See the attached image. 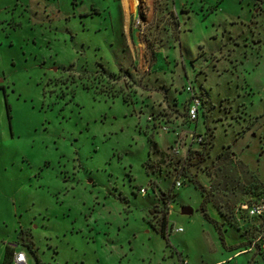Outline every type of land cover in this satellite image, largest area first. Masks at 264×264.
<instances>
[{
	"label": "rangeland",
	"instance_id": "rangeland-1",
	"mask_svg": "<svg viewBox=\"0 0 264 264\" xmlns=\"http://www.w3.org/2000/svg\"><path fill=\"white\" fill-rule=\"evenodd\" d=\"M216 1L0 0V264H264L226 258L264 186V0Z\"/></svg>",
	"mask_w": 264,
	"mask_h": 264
},
{
	"label": "trees",
	"instance_id": "trees-1",
	"mask_svg": "<svg viewBox=\"0 0 264 264\" xmlns=\"http://www.w3.org/2000/svg\"><path fill=\"white\" fill-rule=\"evenodd\" d=\"M219 1L220 0L216 1V5H217V3H219ZM203 102L204 101L202 100V103ZM204 132L205 133H203V141L200 144V148L192 149V152L196 156L195 162H198V163L202 162L205 159V154L208 152V149L210 147V139H209V137H207L208 136L207 132L206 131H204ZM151 146H152L153 150L157 149L154 142L151 144ZM189 180L193 183V185L195 187L200 189V192L202 195V200L200 203V209L202 211V214H203L205 219H207L208 221H210L214 225V227H215V229L218 232V235L220 237L221 243L224 244V237H223L222 229L220 226L222 224L221 219L218 220V219L212 218L206 210V204L209 200L207 198V193L205 192L204 186L202 185V183H200V181H198L195 178H191ZM245 189H246L245 199L248 197H251V196H253V197L257 196V195L264 192V186H260V185H256V184H248L245 186ZM239 202H241V201H239ZM230 216H231V219L233 221L232 223L246 238L245 241H242L241 243H239V245H241L242 247L240 246L236 251L246 249L247 247L250 246L251 241L257 237V235L259 234L261 229L259 226H256L253 224V221H255V219L244 220L243 222L237 221L235 219V216H234V210L231 212ZM152 225L161 234V236H163L164 238H167V234H168L167 210H163L161 215L157 219V224L152 223ZM257 244H258V242H256V245ZM28 248L33 253V255L35 257L36 264H44L43 261L40 260V258L36 255V251L33 248V245L31 243L28 244ZM234 248H235V246H234ZM12 253H11L9 259H7L8 253H7V247H5V254H4V258H3L1 264H11ZM257 253L260 254L262 256V258L264 259V251L258 250Z\"/></svg>",
	"mask_w": 264,
	"mask_h": 264
},
{
	"label": "built area",
	"instance_id": "built-area-1",
	"mask_svg": "<svg viewBox=\"0 0 264 264\" xmlns=\"http://www.w3.org/2000/svg\"><path fill=\"white\" fill-rule=\"evenodd\" d=\"M202 104V98L200 95L192 93V95L189 98V104L186 108V119L187 121H196L198 117V107L199 105ZM161 129H168V125L163 124L161 125ZM175 134L174 137V147H171V150H176V147L179 143L178 140V133L179 131H173ZM188 140L189 142H193L197 145H200L201 142L203 141V133L197 134L194 131H188ZM175 186L178 188L181 186V181L176 179L175 181ZM145 187H141L139 191L141 193H145L146 191ZM234 216L235 219L239 222H243L244 220H250V219H255L253 221V224L256 226L260 227V232L257 235L256 238H254L251 241L250 246L248 247L251 249L254 253L259 251H264V192L257 195V196H251L243 201L237 203V205L234 207ZM180 228H178L179 230ZM256 242L258 244L256 245ZM242 249L239 252L243 250ZM11 264H26V254L23 250L21 249H16L12 253V259H11Z\"/></svg>",
	"mask_w": 264,
	"mask_h": 264
},
{
	"label": "bare ground",
	"instance_id": "bare-ground-1",
	"mask_svg": "<svg viewBox=\"0 0 264 264\" xmlns=\"http://www.w3.org/2000/svg\"><path fill=\"white\" fill-rule=\"evenodd\" d=\"M123 3L127 9L132 10L136 7L137 0H123Z\"/></svg>",
	"mask_w": 264,
	"mask_h": 264
},
{
	"label": "water",
	"instance_id": "water-1",
	"mask_svg": "<svg viewBox=\"0 0 264 264\" xmlns=\"http://www.w3.org/2000/svg\"><path fill=\"white\" fill-rule=\"evenodd\" d=\"M191 211H192V209L189 206H187V205H183L181 207V212L182 213H191Z\"/></svg>",
	"mask_w": 264,
	"mask_h": 264
},
{
	"label": "crops",
	"instance_id": "crops-1",
	"mask_svg": "<svg viewBox=\"0 0 264 264\" xmlns=\"http://www.w3.org/2000/svg\"><path fill=\"white\" fill-rule=\"evenodd\" d=\"M238 251H235V252H233V253H231V254H229V255H227V259L229 258V259H233L234 257L232 256V255H235L236 253H237ZM254 254H257V252L256 253H254ZM223 259H221V261H222Z\"/></svg>",
	"mask_w": 264,
	"mask_h": 264
}]
</instances>
